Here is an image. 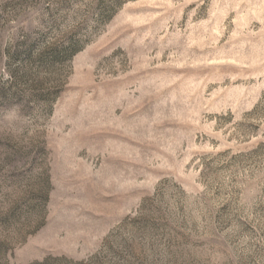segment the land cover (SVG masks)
Instances as JSON below:
<instances>
[{
    "label": "rangeland",
    "instance_id": "rangeland-1",
    "mask_svg": "<svg viewBox=\"0 0 264 264\" xmlns=\"http://www.w3.org/2000/svg\"><path fill=\"white\" fill-rule=\"evenodd\" d=\"M0 264H264V0H0Z\"/></svg>",
    "mask_w": 264,
    "mask_h": 264
}]
</instances>
